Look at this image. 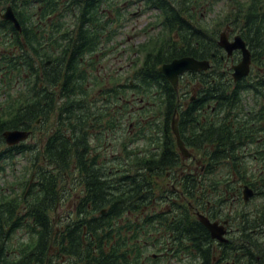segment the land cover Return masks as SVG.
<instances>
[{
  "label": "flooded vegetation",
  "instance_id": "af4514ba",
  "mask_svg": "<svg viewBox=\"0 0 264 264\" xmlns=\"http://www.w3.org/2000/svg\"><path fill=\"white\" fill-rule=\"evenodd\" d=\"M229 1L233 5L230 16L228 15L226 19L224 16L222 20L214 19L212 23L215 28L208 31L202 28L198 21L212 12L216 15L217 11L214 12V9L222 6L220 3L223 0H102L101 32L98 42H95L100 50L89 55L84 63L88 72L86 76L91 79L98 78L97 84L100 85L98 88L97 84L87 86L92 88L91 97L88 99L89 104L99 106L100 109L101 122L91 132L90 139L96 150L102 147L98 151L102 154L100 160L102 168L105 167L107 153L110 159L115 161L121 155L114 153V148L124 142L136 140L142 127L147 126L146 115L149 116V113H144L138 115L137 119L124 124L121 119L122 107L116 104L114 109L118 113L112 114L116 117V121L110 124L105 121L102 123V100L104 103L108 101L106 96H102V80L108 76L106 73L108 68L102 63V48L113 35L110 27L115 24V21L119 25L127 24L144 13L153 12L157 14L158 20L150 25L152 26L150 28L152 31L157 30V34L150 36L149 42L143 43L145 45L141 47L147 44L149 47V44L153 43L151 48L163 50L168 59L173 58L168 63L182 58H193L198 61H207L209 68L201 72H186L179 78L180 88L179 84L175 88L180 89L179 101L183 116H187V111L193 105L196 115L195 121L185 122V127L182 129L181 139L183 138L188 155H184L177 145L179 160L174 163L176 169L166 171L161 168L165 155H154L156 147L153 145L149 147L147 155L140 152L129 156L132 159H147L148 162H154L153 165H147L145 169L141 165L133 171L136 176L134 181L146 185V190L141 194L133 193L129 196L127 191L130 188L127 185L109 187L116 193L115 196L106 192L107 187H102V174L105 168L89 170L72 166L69 169L56 168L51 171L54 190L51 197L50 217L53 229L52 251L56 264L65 263L64 257L59 260L62 254L69 258L67 264H91V256L99 257V264H102V252L110 251L114 244L118 245L121 252L129 253L133 264L138 263V252L145 246H147L148 256L154 260L147 262L148 264H171L170 258L166 257L174 249L169 241L170 221L185 212L187 201L184 180L187 177L194 178L193 181L199 185L200 191L196 196L198 206L194 202L188 203V206L193 218L204 227L208 238L212 241L213 264H239L242 261V254L237 249L244 245L250 236L247 232L250 211L256 205L264 209V55L258 52L261 45L254 41L253 33L249 28L252 21L264 19V16H261L262 13L264 14V0ZM139 4H142V8L135 10ZM18 5L19 9L16 6V10L11 4L0 6V18L10 22L3 16L11 8L18 20L17 15L24 7V3ZM162 5L166 7L163 8ZM94 6L96 7L97 4L95 3ZM42 9L41 7L39 10L42 11ZM168 15L177 16L179 19L171 20ZM71 22L73 20H69L64 27L68 29L69 35L74 31V24ZM10 23L12 28L6 27L9 33L6 31L2 34L0 30V42H6V46L17 41L25 44L26 35L19 20L20 30L14 23ZM172 23H179L180 26L172 27ZM35 28H37L39 42L47 44L49 41L47 32L50 29L40 16L39 25ZM221 37L226 44H234L237 38H241L244 42L250 54V69L246 76L238 80L235 78V68L244 62V52L241 49H234L229 53L220 45ZM96 59L99 60L96 61ZM141 60L143 62L144 57ZM54 61L55 59H45L44 62L39 63L36 77L40 92L37 96L36 110L40 114L46 113L49 107L48 96L43 95L44 78L45 72H51L50 76H53ZM139 63L141 62H138L136 58L130 61V66L133 67L132 74L128 77L131 85L134 82L135 66ZM207 81H210L211 85L226 82L230 92L238 95V99L228 104L226 115L224 104L217 99V91L209 90ZM63 83V81L58 82L52 79L50 91V97L53 99L52 109L56 106L52 114L56 120L52 132L47 130V125H44L41 120L35 124L37 129L35 138H31L32 129L22 130L30 132L29 139H35L34 143L39 149L44 148L50 136L55 139L54 146L59 145L60 135L66 136L70 142L73 140V123L61 122L63 116L59 106L63 102L61 97L64 93L61 89ZM123 85L124 83H116L115 86L106 85L104 89L116 87L120 93ZM69 92L71 89L66 93ZM5 93L0 91V111L9 109L10 97ZM118 99L122 103V97L119 96ZM135 100L130 104L131 110L137 116L136 110L144 109L147 103L144 99ZM233 106H236L238 110L235 111ZM180 116L181 114L176 113L174 120L178 121ZM124 125L127 131L123 128ZM193 126H196V131L191 133ZM152 131L153 128H150L149 132ZM5 132L7 130L0 134V162L1 158L5 159L9 155L8 148L11 147L5 140ZM190 137L195 138L193 147H187L186 140ZM125 165L128 170L136 164H131L130 167L127 162ZM91 176L95 179L91 180ZM34 178L33 176L32 179ZM120 181L124 183L125 179L120 178ZM246 187L254 192V196L249 201H246L244 196ZM211 188L212 190L205 198L202 191L206 192ZM28 192L30 191L26 189L24 198H27ZM10 197L11 189L5 182V171H0V206L3 205L6 210L4 239L9 257L11 252V232L8 225ZM111 198L119 199V201H108ZM128 198L131 200L128 201ZM25 206L26 203L23 202L21 204L23 216L26 215ZM201 217L217 225L216 235L222 240L213 238L202 223ZM29 222L31 219L27 217L25 226L16 232H23L30 239L32 230L28 228ZM145 222H147L149 233L147 240H144L145 231L141 229ZM163 222L165 227L161 231ZM254 236L264 241L263 237ZM36 237L39 238V233H36Z\"/></svg>",
  "mask_w": 264,
  "mask_h": 264
},
{
  "label": "trees",
  "instance_id": "16d2710c",
  "mask_svg": "<svg viewBox=\"0 0 264 264\" xmlns=\"http://www.w3.org/2000/svg\"><path fill=\"white\" fill-rule=\"evenodd\" d=\"M20 3H24V7L20 9L17 17L26 35L25 44L17 41L6 46V42H0V91L6 92L5 95L10 97L9 109L0 111V134L5 130H31L36 126L38 120L47 125V130L52 132L56 121L52 114L56 106L52 109L53 99L50 97V91L52 79H56L58 82H64L61 88L64 92L61 96L63 102L60 104L59 110L63 116L61 122L73 123V140L70 142L66 136L60 135L59 145L54 146L55 139L50 136L43 149H39L35 143L20 144L9 147V155L5 159L1 158L0 171H5L7 165L11 164L18 156L26 159L25 172L18 181L25 184L22 188L23 195L26 189L30 192H28L27 198H24L23 195L13 194V188L11 190L8 211V225L11 232L10 257L7 255V245L4 239L6 210L3 205L0 206V264H56L52 251L53 229L50 217L52 212L51 197L54 190L51 171L56 168L69 169L72 166L89 170L105 168L102 174V187H107L106 192L115 196L116 193L109 187L127 185L130 188L127 191L129 196L133 193L141 194L146 190V185L134 181L136 176L133 171L141 165L145 169L147 165H153L154 162H148L147 159H132L129 156L140 152L147 155L149 147L153 145L156 147L154 155H165L161 168L166 171L175 170L174 163L179 160V152L172 130L174 116L176 113L181 114L178 118V129L182 137L185 122L195 121L196 115L193 105L187 111V116H183L182 105L179 101L180 89L176 90L159 72V68L164 63L172 61L173 58L168 59L163 50L147 49L149 48L147 44L142 47L144 48L143 62L140 66H135L133 85L130 84V79L127 80L120 93L116 87L102 88V96L108 98L105 103L102 100V123L105 121L110 124L116 121V117L112 114L118 113L114 109L117 104L122 107L121 119L124 124L137 119L138 115L149 113V116L145 117L147 126L142 127L135 141L124 142L114 148V153L121 155L115 161L110 159L107 153L105 167L102 168L100 165L102 154L98 153L102 147L96 150L90 139L91 132L101 122L100 109L99 106L89 104L88 99L91 97L90 90L92 88L87 86L88 84L96 85L99 80L86 76L88 72L84 64L89 55L100 50L95 42H98L101 32L102 0H0V6L11 4L14 10H16V6L19 9L18 4ZM41 7L42 11L39 10ZM162 7L166 6L162 5ZM256 10L258 11V8ZM39 16L50 29L47 32L49 37L47 44L39 42L37 37V28L35 27L39 25ZM261 16L264 14L262 13ZM170 17L171 20L179 19L174 15ZM69 20H73L71 24H74V31L71 35L68 34V29L64 28ZM176 26H180V24L172 23V27ZM6 27L12 28V24L0 18L2 34L6 31L9 33ZM249 28L253 33L254 41L261 45L258 52L264 55V19L257 22L252 21ZM12 32L14 31L12 30ZM202 50L204 51V48ZM45 59H55V61L53 62V76H50L51 72H45L44 78L43 95L44 97L48 96L49 107L46 113L40 114L36 110L37 96L40 92L36 75L39 63L44 62ZM71 76L74 77L71 78ZM207 82L209 90L217 91V99L224 104L226 115L228 104L230 101L234 102L238 99V95L230 92V87L226 82L218 85H211L210 81ZM69 89L71 92L66 93ZM237 92L239 93V91ZM119 96L122 97V103L118 99ZM135 99H144L147 103L144 109L136 110L137 116L131 110L132 105L130 104L131 101H136ZM233 107L235 111L238 110L236 106ZM225 120L227 121L226 116ZM123 128L127 131L126 125ZM150 128H153L152 132H149ZM195 131L196 126H193L190 132L194 133ZM194 141L195 138H188L186 140L187 147H193ZM155 160L159 159L155 158ZM139 161L140 163H138ZM127 162L130 167L131 164L136 165L127 170L125 165ZM113 165L115 167H112ZM120 178L125 179L124 183L120 181ZM94 179L91 176V180ZM193 179L187 177L184 180L187 201L185 212L170 221L169 241L174 249L166 257L180 264H213L212 241L208 238L204 227L193 218L188 206L190 202H194L196 206L199 204L196 198L200 191L199 185ZM211 190L212 188L206 192L202 191L205 198ZM130 200L131 198H128V201ZM108 201L114 202L119 199L111 198ZM23 202L26 203L25 216L21 213ZM27 217L31 219V222L27 224L28 228L32 230L31 237L24 244H20L18 241L14 244L12 240L15 232L25 226ZM248 221L249 231L247 232L250 236L246 239L245 244L237 249L242 254V261L238 262L239 264H264V241L254 236L258 235L264 238V209L256 205L250 211ZM165 222L161 223V231L165 227ZM141 229L145 231L144 240H147L149 235L147 222L142 224ZM164 231L166 232V230ZM36 233H39V238L36 237ZM63 257L65 258L64 264L69 263V258L64 254L59 260ZM137 260V264H148L147 262L154 261L148 256L147 246L139 250ZM99 261L97 256L90 258L91 264H99ZM102 264L133 263L129 253L121 252L118 245L114 244L110 251L102 252Z\"/></svg>",
  "mask_w": 264,
  "mask_h": 264
},
{
  "label": "rangeland",
  "instance_id": "374dc122",
  "mask_svg": "<svg viewBox=\"0 0 264 264\" xmlns=\"http://www.w3.org/2000/svg\"><path fill=\"white\" fill-rule=\"evenodd\" d=\"M203 5L205 6L204 3ZM220 5L222 6L214 9V12L217 11L216 15H214L215 13L212 12L213 14H207L206 18H202L201 21H198L201 23L202 28L212 31L215 28L214 24L212 23L214 19L222 20L224 16V19H226L228 15L230 16L233 7L232 3L229 0H223ZM138 8H142V4H139L137 7H135V10ZM139 15L141 14L139 13ZM156 16L157 14L153 12H147L141 16H138L137 18H134L133 22L119 25L118 22L115 21V24L110 27V31L113 33V35L111 38L109 36V41H107L106 46L102 48V63L108 68L106 72L108 76L102 80V88H104L106 85L115 86L116 83H125L127 80H129L128 77L132 74L133 69V67L130 66V61H134L136 58L138 59V62L140 61L142 63L141 59L144 57V48L141 46L149 42L151 38L150 36L157 34V30L152 31L150 28L152 27L150 25L156 23L158 20ZM118 26L120 28H118ZM152 44H149V48L147 49H150ZM98 60L99 59H96V61ZM141 63H139L138 66H140ZM99 86L100 85L97 84V88ZM36 130L37 129L34 126L32 129L31 138L36 137ZM34 141L35 139H28L23 144L30 145L33 144ZM96 145L97 144H95V146ZM25 166L26 159L20 156L14 159L11 164L7 165L5 170V182L9 184L11 190L12 188L14 189L13 194H18L20 196L23 195L22 188L25 186V184L20 183V180L18 181V179H21L23 173L25 172ZM2 182L3 181H1V183ZM17 241L20 244H24L29 241V238L25 236L23 232H16L12 242L16 244ZM170 261L171 264H177L175 260Z\"/></svg>",
  "mask_w": 264,
  "mask_h": 264
},
{
  "label": "water",
  "instance_id": "95a60500",
  "mask_svg": "<svg viewBox=\"0 0 264 264\" xmlns=\"http://www.w3.org/2000/svg\"><path fill=\"white\" fill-rule=\"evenodd\" d=\"M4 19L9 20L14 23V25L20 30V24L12 11L11 8L3 16ZM220 45L226 48V50L230 53L234 49H241L244 52L245 59L244 62L235 68V78L236 80L246 76L249 73L250 66V54L246 49V46L241 38H237L234 44H226L223 37L220 39ZM209 68V63L207 61H198L193 58H182L173 61L172 63L164 64L159 68V72L166 77V79L173 85L174 88L178 87L180 76L184 75L189 71L201 72L205 71ZM173 132L175 134L177 145L179 150L184 154L188 155L187 149L185 147L184 142L181 139L180 132L178 130V121L174 120L173 122ZM5 140L9 146H17L24 141H27L30 137V132L21 131V130H11L7 131L4 134ZM245 200L249 201L253 196L254 192L249 187H246L244 190ZM201 221L206 226V228L210 231L213 238H219L216 235L217 225L210 222L205 217H201Z\"/></svg>",
  "mask_w": 264,
  "mask_h": 264
}]
</instances>
